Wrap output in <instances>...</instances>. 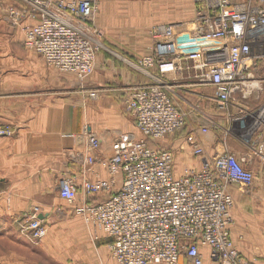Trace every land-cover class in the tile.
Returning <instances> with one entry per match:
<instances>
[{
    "label": "built area",
    "instance_id": "obj_1",
    "mask_svg": "<svg viewBox=\"0 0 264 264\" xmlns=\"http://www.w3.org/2000/svg\"><path fill=\"white\" fill-rule=\"evenodd\" d=\"M16 1L23 7L11 9L13 24L36 21L24 28L26 49L59 72L81 79L92 72L102 36L93 20L96 0ZM196 2L188 42L176 40L173 24L150 28V52L139 63L157 74L145 71L153 82L128 88L124 98L140 136L125 135L111 143L108 180H85L81 185L86 196L109 194L104 202H84L74 212L109 239L117 264H203L201 248L208 249L217 264L239 262L230 234L233 201L228 189L233 184L252 186L253 172L228 152L207 157L202 145L189 139L200 168L185 167L176 176L174 152L160 142L181 130L187 116L173 93L182 86L170 76L190 80L192 88H211L220 108L247 95L252 68L264 64V0ZM98 93L87 95L96 99ZM260 118L264 122V107ZM208 130L200 129L204 135ZM11 135L9 128L0 130V136ZM82 135L86 161L92 165L101 142L95 133L84 130ZM258 143L254 155L264 161V140L253 144ZM117 177L121 185L115 191ZM57 187L61 200L76 202L78 190L72 181L60 179ZM26 219L28 235L36 241L44 238L46 226L37 212Z\"/></svg>",
    "mask_w": 264,
    "mask_h": 264
},
{
    "label": "crops",
    "instance_id": "obj_2",
    "mask_svg": "<svg viewBox=\"0 0 264 264\" xmlns=\"http://www.w3.org/2000/svg\"><path fill=\"white\" fill-rule=\"evenodd\" d=\"M96 1L97 24L105 29L108 45L125 57L139 60L150 52L151 41L144 32L156 24L175 25L176 40L188 42L194 14L188 5L178 4V9L170 12L165 1L145 3L138 10L126 1ZM1 7L19 10L23 6L16 0H2ZM32 22L27 19L20 26ZM3 24L0 26V122L9 124L13 133L0 137V264H43V259L50 264H70L68 246L63 244L64 250L60 252L58 244L59 239L75 234V207L84 202L99 204L109 198V194L86 196L82 182L108 180L106 160L111 143L125 135L138 138L140 133L122 112L114 94L102 93L93 100L45 94L65 85L60 80L65 76L48 69L40 57L26 53L19 28ZM251 73L255 81L249 82L247 95L225 108L218 106L211 88L209 91L192 88L190 80L170 76L171 81L182 86L174 88L173 93L187 116L183 136L165 139L164 145L174 152L176 176L185 167L200 168L201 160L192 155L189 139L201 144L207 157L228 152L253 172L252 186H229L233 201L230 234L243 264H264V161L254 155L260 143L253 144L264 140V122L259 119L264 107V64L257 63ZM113 77L123 87L144 84L127 67L98 55L92 83L111 84ZM29 88L41 89V93L32 99L22 98L28 96V90H33ZM195 104L198 111H189ZM239 114L246 115L245 122L230 127L229 119ZM236 125L241 135L235 130ZM203 127L209 128L205 135L200 131ZM84 130L95 133L101 142V150L92 165L86 161ZM60 179H68L77 187L78 197L73 204L58 197ZM115 184L116 191L121 179L117 177ZM33 211L47 228L39 243L26 230V218ZM78 233L93 254L91 264H117L110 256L106 236L91 227H81ZM201 253L203 264H217L210 258L208 249L201 248Z\"/></svg>",
    "mask_w": 264,
    "mask_h": 264
},
{
    "label": "rangeland",
    "instance_id": "obj_3",
    "mask_svg": "<svg viewBox=\"0 0 264 264\" xmlns=\"http://www.w3.org/2000/svg\"><path fill=\"white\" fill-rule=\"evenodd\" d=\"M115 1H117V0H115ZM125 1L126 2H130L128 4V6H131L132 9H135V10L140 9L142 6H144L145 3L151 4L154 1H165V2H167L168 3L167 8L170 10V12H173L175 9H178V4L179 5H185L183 7H186L188 5V8H193L192 9V14L193 13L194 14H193L192 19L190 20V21H192V24H193L194 18L196 16V10H197V2H196V0H118V2H123V3ZM179 2H181V3H179ZM1 6H2V0H0V23H1L0 26L2 25V23H4V24H9V25L11 24V26H13L14 29L15 28H19V30L22 33V44L21 45H22L23 49L25 50L26 53H31V54L36 55L34 52L26 49L24 47V45H23L24 28L27 25L20 26V25H22L23 21L20 22V24L18 23L17 25H14L13 24V20H12V15H11V8L7 7L6 10H5L4 7L2 8ZM96 17H97V13L95 14L94 19H93L94 20V24L99 28V30L102 33V36L98 39V41H99L98 42L99 50H98V52L96 54V57L101 54V55H103L104 59L111 60L115 65H117V66L119 65V66H122V67H127L131 72H133V74H136V76H138L140 79H142V83L141 84L148 83V81L153 82L150 77H148V76H146L144 74V72L147 71L149 73H152L153 75H154V73L149 71V70H147V69H144L139 63V61L147 54L142 56L139 60H132V59H130L128 57H125L124 54H121L120 52H117L116 50H114V48L112 46L108 45V41H107L108 37L106 36V31L99 24H97ZM33 21L34 22H32L30 25H33L34 23H36L35 20H33ZM22 27H23V30H22ZM150 28H151V26L148 29L150 30ZM148 29L144 32V34H145L147 39L150 38ZM36 56L39 57L38 55H36ZM95 60H96V58H95ZM49 68H51V67H48V69ZM52 69H54V68H52ZM94 69H95V61H94L92 72L88 76L83 78V79H81L79 77H76V76H74L72 74L59 72L58 70L54 69L61 76H65V77L67 76V78L61 77V79H60L61 83L65 82V85H63V86L61 85L59 87V89L56 90V91H50V92H44V93L47 94L48 96H52V95H54V96H63V95H67L68 94L70 96H79V97L87 99V100L90 99L88 97V95H87V92L88 91H92V90H97L99 92L98 96L101 95L102 93L114 94L116 96L117 103L119 104V106L121 105L122 112L125 115H127L131 119V121H133V119H132L130 113L128 112V110L126 109V106H125V103H124L125 93L127 92L126 90L130 86H132V84H127L128 85V86H126L127 88L123 87V86H121L119 84L120 81L117 80L118 78H116V77H113V81H112L111 84L110 83L94 84L91 81ZM252 78H253V76H252ZM252 78L249 80V82L255 81V79H252ZM132 87H134V85ZM122 88H125V89L120 90ZM29 89H33V90H28L27 91L28 92V96L23 95L22 98L27 97V99H32L33 97H36L38 93H41V92H39V90H41V89H39V90H37V88H29ZM203 90L209 91L210 89L209 88H203ZM53 92H55V94H51ZM90 100H93V99H90ZM198 107H199L198 104H195V105H193V107L191 106L192 109L190 108L189 111H192V112L196 113V111H198V109H197ZM256 117L258 118V114L256 115ZM245 120H246V115H243V114L242 115H237L234 118L231 117L229 119L230 127L233 124H236V123H244ZM260 120H262V118H260ZM133 123H134V121H133ZM237 126L238 125H236L235 130L241 135V130L238 129ZM3 128H9L11 130V132L13 133V130L11 129V126L9 124H7L5 122H0V130L3 129ZM183 131L184 130L182 129L181 131L176 132L173 135H171V136H169L168 138H165V139L172 140V139H174L176 137L177 138L182 137L183 134H184ZM242 133H243V131H242ZM0 137H7V136H0ZM164 140H162L163 142L162 141L160 142V145H162L163 147H165V145H164L165 141ZM165 148H167V147H165ZM65 203H67V202H65ZM74 214H75V212H74ZM75 216H76V218L73 221L74 228H75V234H73V236L72 235H67L61 240L59 239V244H58V246H60L59 251L63 252V250H64L63 244H66L68 246L66 254H67L68 258H70V261H69L70 264H91V262H93V254L86 247V243H85L84 238H82L80 236L81 233H78V232H80L81 227H83L84 229L86 227V229H87V227H89V226L84 222L82 217L81 218L78 217L79 215H77V214H75ZM46 230H47V228H46ZM46 234H47V231H46ZM61 254H63V253H61ZM238 258H239V262L236 263V264H243L241 262V257L239 256ZM43 264H50V263L46 259H43ZM51 264H53V263H51ZM209 264H212V263L209 262Z\"/></svg>",
    "mask_w": 264,
    "mask_h": 264
},
{
    "label": "trees",
    "instance_id": "obj_4",
    "mask_svg": "<svg viewBox=\"0 0 264 264\" xmlns=\"http://www.w3.org/2000/svg\"><path fill=\"white\" fill-rule=\"evenodd\" d=\"M152 72L154 73V74H157V71H156V69H153L152 70ZM147 79V78H146ZM152 82H150V81H148V83H144L143 85H149V84H151ZM138 86H142V85H138ZM183 129V128H182ZM181 129V130H182ZM181 130H179V131H181ZM179 131H177V132H179Z\"/></svg>",
    "mask_w": 264,
    "mask_h": 264
},
{
    "label": "bare ground",
    "instance_id": "obj_5",
    "mask_svg": "<svg viewBox=\"0 0 264 264\" xmlns=\"http://www.w3.org/2000/svg\"><path fill=\"white\" fill-rule=\"evenodd\" d=\"M109 252H110V250H109ZM111 255V254H110ZM112 257V256H111ZM113 258V257H112ZM114 259V258H113Z\"/></svg>",
    "mask_w": 264,
    "mask_h": 264
}]
</instances>
